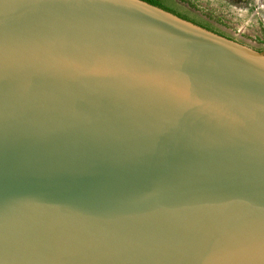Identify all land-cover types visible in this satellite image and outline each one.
Returning a JSON list of instances; mask_svg holds the SVG:
<instances>
[{"label":"water","instance_id":"obj_1","mask_svg":"<svg viewBox=\"0 0 264 264\" xmlns=\"http://www.w3.org/2000/svg\"><path fill=\"white\" fill-rule=\"evenodd\" d=\"M0 264H264V52L140 0H0Z\"/></svg>","mask_w":264,"mask_h":264},{"label":"rangeland","instance_id":"obj_2","mask_svg":"<svg viewBox=\"0 0 264 264\" xmlns=\"http://www.w3.org/2000/svg\"><path fill=\"white\" fill-rule=\"evenodd\" d=\"M212 8L202 0H181L178 9L207 22L227 39L264 52V0H223Z\"/></svg>","mask_w":264,"mask_h":264},{"label":"trees","instance_id":"obj_3","mask_svg":"<svg viewBox=\"0 0 264 264\" xmlns=\"http://www.w3.org/2000/svg\"><path fill=\"white\" fill-rule=\"evenodd\" d=\"M142 2H145L151 6L157 7L163 11H166L168 13H171L177 17H179L180 19L186 20L194 25H197L207 31H210L212 33H215L219 36L228 38L226 36L223 35V33L217 31L216 29L212 28L207 22L202 21L200 19H197L194 16H191L189 14H187L184 11H181L180 9H178V7L176 6V4L174 3L173 0H140Z\"/></svg>","mask_w":264,"mask_h":264},{"label":"crops","instance_id":"obj_4","mask_svg":"<svg viewBox=\"0 0 264 264\" xmlns=\"http://www.w3.org/2000/svg\"><path fill=\"white\" fill-rule=\"evenodd\" d=\"M204 3L208 4L212 8H219V6L223 3L226 4L223 0H202Z\"/></svg>","mask_w":264,"mask_h":264},{"label":"flooded vegetation","instance_id":"obj_5","mask_svg":"<svg viewBox=\"0 0 264 264\" xmlns=\"http://www.w3.org/2000/svg\"><path fill=\"white\" fill-rule=\"evenodd\" d=\"M173 1H174V3L176 4L177 7H180V6L177 5V3H178V2L180 3L181 0H173ZM176 2H177V3H176ZM179 3H178V4H179Z\"/></svg>","mask_w":264,"mask_h":264}]
</instances>
